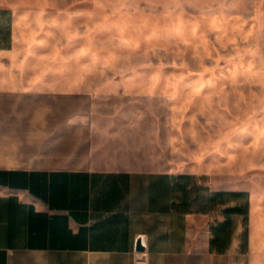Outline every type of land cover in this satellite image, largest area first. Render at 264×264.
<instances>
[{"label": "rangeland", "instance_id": "374dc122", "mask_svg": "<svg viewBox=\"0 0 264 264\" xmlns=\"http://www.w3.org/2000/svg\"><path fill=\"white\" fill-rule=\"evenodd\" d=\"M0 8L12 13L24 71L21 90L0 88V165L78 166L115 152L152 169L210 172L225 161L216 183L263 197L264 0Z\"/></svg>", "mask_w": 264, "mask_h": 264}, {"label": "crops", "instance_id": "0c3cea01", "mask_svg": "<svg viewBox=\"0 0 264 264\" xmlns=\"http://www.w3.org/2000/svg\"><path fill=\"white\" fill-rule=\"evenodd\" d=\"M12 25L0 8V88L15 92L24 71ZM136 156L0 165V264H262L264 195L211 178L225 155L210 172L127 164Z\"/></svg>", "mask_w": 264, "mask_h": 264}, {"label": "trees", "instance_id": "16d2710c", "mask_svg": "<svg viewBox=\"0 0 264 264\" xmlns=\"http://www.w3.org/2000/svg\"><path fill=\"white\" fill-rule=\"evenodd\" d=\"M232 194H234V193H232ZM222 195H225V193H223V192H214L211 195V199H217V198H219ZM237 209H238V207H229V208H227L228 211H235Z\"/></svg>", "mask_w": 264, "mask_h": 264}, {"label": "water", "instance_id": "95a60500", "mask_svg": "<svg viewBox=\"0 0 264 264\" xmlns=\"http://www.w3.org/2000/svg\"><path fill=\"white\" fill-rule=\"evenodd\" d=\"M136 250L137 251H142L143 250V247L140 245V241L139 240L136 242Z\"/></svg>", "mask_w": 264, "mask_h": 264}]
</instances>
